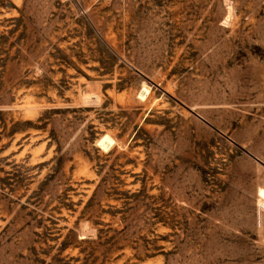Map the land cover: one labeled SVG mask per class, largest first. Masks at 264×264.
<instances>
[{
  "label": "rangeland",
  "instance_id": "1",
  "mask_svg": "<svg viewBox=\"0 0 264 264\" xmlns=\"http://www.w3.org/2000/svg\"><path fill=\"white\" fill-rule=\"evenodd\" d=\"M0 264H264V0H0Z\"/></svg>",
  "mask_w": 264,
  "mask_h": 264
},
{
  "label": "bare ground",
  "instance_id": "2",
  "mask_svg": "<svg viewBox=\"0 0 264 264\" xmlns=\"http://www.w3.org/2000/svg\"><path fill=\"white\" fill-rule=\"evenodd\" d=\"M148 93H149V92H148L145 88H143L142 91L140 92L139 96L144 97V96H146Z\"/></svg>",
  "mask_w": 264,
  "mask_h": 264
}]
</instances>
